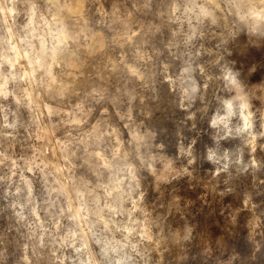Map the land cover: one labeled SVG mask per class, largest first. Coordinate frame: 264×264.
<instances>
[{
    "label": "clouds",
    "instance_id": "clouds-1",
    "mask_svg": "<svg viewBox=\"0 0 264 264\" xmlns=\"http://www.w3.org/2000/svg\"><path fill=\"white\" fill-rule=\"evenodd\" d=\"M0 264H264V0H0Z\"/></svg>",
    "mask_w": 264,
    "mask_h": 264
}]
</instances>
